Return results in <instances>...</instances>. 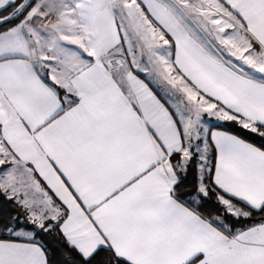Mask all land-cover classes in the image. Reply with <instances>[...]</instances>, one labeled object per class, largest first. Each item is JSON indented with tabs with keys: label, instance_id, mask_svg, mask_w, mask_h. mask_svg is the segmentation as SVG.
Returning <instances> with one entry per match:
<instances>
[{
	"label": "snow or ice",
	"instance_id": "6c2138e0",
	"mask_svg": "<svg viewBox=\"0 0 264 264\" xmlns=\"http://www.w3.org/2000/svg\"><path fill=\"white\" fill-rule=\"evenodd\" d=\"M206 118L264 141V0H0V264H264V143Z\"/></svg>",
	"mask_w": 264,
	"mask_h": 264
},
{
	"label": "trees",
	"instance_id": "16d2710c",
	"mask_svg": "<svg viewBox=\"0 0 264 264\" xmlns=\"http://www.w3.org/2000/svg\"><path fill=\"white\" fill-rule=\"evenodd\" d=\"M210 128L211 129L218 128L225 131H233L236 134H241L244 138L249 139L250 142L257 144V146H259L261 143H264V141H261L259 137L253 136L251 134L243 133L242 130H240L239 127L235 124H228L227 126H224V122L220 121L212 124ZM194 180H195L194 170H190L188 175V183L191 184L194 182ZM0 199H2V197H0ZM215 207H216L215 197L212 196L204 203V205L200 210L204 213H208L210 211H213Z\"/></svg>",
	"mask_w": 264,
	"mask_h": 264
},
{
	"label": "crops",
	"instance_id": "0c3cea01",
	"mask_svg": "<svg viewBox=\"0 0 264 264\" xmlns=\"http://www.w3.org/2000/svg\"><path fill=\"white\" fill-rule=\"evenodd\" d=\"M139 75H140V78H141V79H144V74L141 73V74H139ZM146 82H147V81H146ZM151 86H152V85H150V87H151ZM214 123H216V122H213L212 124H214ZM212 124H210L209 127H210ZM212 130H221V129L214 128V129H212Z\"/></svg>",
	"mask_w": 264,
	"mask_h": 264
},
{
	"label": "rangeland",
	"instance_id": "374dc122",
	"mask_svg": "<svg viewBox=\"0 0 264 264\" xmlns=\"http://www.w3.org/2000/svg\"><path fill=\"white\" fill-rule=\"evenodd\" d=\"M206 119H208V118H206ZM213 122L217 123V122H220V121L216 120L215 118L208 119V125L212 124Z\"/></svg>",
	"mask_w": 264,
	"mask_h": 264
}]
</instances>
